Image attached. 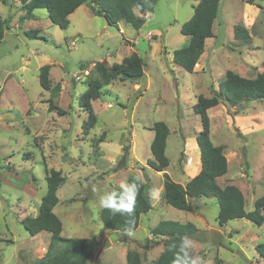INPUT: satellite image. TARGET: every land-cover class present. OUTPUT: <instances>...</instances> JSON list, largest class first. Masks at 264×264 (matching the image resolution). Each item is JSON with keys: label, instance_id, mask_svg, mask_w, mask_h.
<instances>
[{"label": "rangeland", "instance_id": "374dc122", "mask_svg": "<svg viewBox=\"0 0 264 264\" xmlns=\"http://www.w3.org/2000/svg\"><path fill=\"white\" fill-rule=\"evenodd\" d=\"M199 1L158 0L139 30L126 22L110 27L87 4L63 30L51 22L46 9L29 18L18 0L0 2V20L7 26L0 44V264H35L46 255L51 235L31 236L21 221L38 215L51 169L66 178L54 209L64 225L62 237L93 239L97 250L92 264L126 263L128 250L138 251L143 264H153L164 246L152 228L171 220L196 225L200 234L192 239L190 254L205 264H216V259L220 264H264L256 250L264 241V225L244 218L220 226L216 198L194 199L195 212L168 205L163 174L148 164L153 159L152 127L164 122L170 129L167 172L186 185L201 165V160L198 164L187 155L189 141H197L202 129L201 117L193 109L198 97L221 94L228 71L245 78L264 73V0H256V5L221 0L214 37L206 41L194 72L173 61L174 52L189 44L181 28ZM241 25L250 41L236 39L235 29ZM28 31H38V36L29 37ZM134 52L146 63L145 76L106 86L93 102L96 123L86 131L89 116L79 99L88 76L98 77L95 63L110 69ZM45 65L51 66V88L61 86L57 97L40 85ZM51 102L67 114L50 111ZM208 115L211 139L224 146L230 159L227 174L217 182L238 187L251 212L264 196L263 103L233 107L224 102ZM137 176L147 184L154 210L135 232L105 229L100 196ZM152 189L159 191L155 199L149 196Z\"/></svg>", "mask_w": 264, "mask_h": 264}, {"label": "trees", "instance_id": "16d2710c", "mask_svg": "<svg viewBox=\"0 0 264 264\" xmlns=\"http://www.w3.org/2000/svg\"><path fill=\"white\" fill-rule=\"evenodd\" d=\"M21 8L29 18L36 10L46 9L51 22L63 30L70 26V15L82 5H89L93 14L104 18L108 26L117 28L121 22L130 24L134 29H141L145 24V16L150 12L158 0H18ZM5 3V0H0ZM256 5V0L247 1ZM221 0H200L192 18L183 24L182 35L190 38L189 44L173 54V61L187 72L193 73L200 58L205 53L206 41L214 37V23L219 15ZM259 8L263 9L262 6ZM6 22L0 20V44L5 39ZM236 39H251L244 26H237ZM29 37H37L38 31L26 32ZM146 63L136 52L125 58L121 63L107 69L102 62L95 63L97 76H88L87 89L79 99L80 107L88 114L89 122L86 131L96 123L93 102L100 99L102 90L116 80L136 81L145 76ZM51 66L45 65L40 69V85L46 91H51L53 97L61 92V86L51 88ZM261 101L264 107V73L255 78H245L233 71H228L221 83V94L216 93L211 98L203 95L198 97L193 109L200 115L202 129L198 133L197 142L201 150V171L186 185L172 179L167 169L170 160L166 155L167 141L170 129L164 122H156L152 131L154 138L151 143L153 159L149 166L164 176V201L181 211L195 212L197 207L194 199L216 198L219 203L217 222L220 226L228 224L234 219H248L258 226L264 225V196L257 199L255 208L246 211V200L243 192L234 185L221 187L217 180L228 172V161L224 146H216L211 139V125L208 111L220 104L228 103L236 107L243 102ZM50 111H56L64 116L67 111L51 102ZM48 190L44 195L37 216L24 218L21 223L31 236L42 232L51 235V241L46 255L38 259L35 264H92L96 254V244L93 239H77L62 237L63 224L54 213L59 203L58 190L65 183L66 178L60 171L47 170ZM130 177L128 183L133 182ZM148 197V186L142 182L136 199V206L132 217L127 214L113 213L102 208L101 221L107 230L132 232L140 226L142 215L152 210ZM156 237L163 238L164 251L153 264H173L175 253L178 251L180 237L188 236L195 239L199 229L195 224L163 221L152 230ZM0 241H2L0 237ZM257 253L264 258V241L256 246ZM126 264H143L142 255L136 250H128ZM220 264V259H216Z\"/></svg>", "mask_w": 264, "mask_h": 264}, {"label": "clouds", "instance_id": "9594fccd", "mask_svg": "<svg viewBox=\"0 0 264 264\" xmlns=\"http://www.w3.org/2000/svg\"><path fill=\"white\" fill-rule=\"evenodd\" d=\"M141 186L142 178L137 176L133 182L121 184L119 190L113 189L103 193L100 196V205L113 213L127 214L128 217H132ZM149 196L155 199L159 196V191L152 189ZM193 247L194 241L190 237L186 235L180 237L179 248L175 253L173 264H205L203 258H197L190 254Z\"/></svg>", "mask_w": 264, "mask_h": 264}, {"label": "crops", "instance_id": "0c3cea01", "mask_svg": "<svg viewBox=\"0 0 264 264\" xmlns=\"http://www.w3.org/2000/svg\"><path fill=\"white\" fill-rule=\"evenodd\" d=\"M83 6H86V4L85 5H82L75 13H73L72 15H70V17H69V19H70V25H71V22H72V18L73 17H75V15L78 13V11H80L81 9H82V7ZM93 13V12H92ZM203 56V55H202ZM197 67V66H196ZM252 130H254L253 128H252ZM192 141H193V139L192 140H190L189 141V146L190 145H192V147H191V149L189 148L188 149V151H187V155H188V157H194L195 158V160H197L198 161V164L200 163V156H201V150H200V148L198 147V145H197V141H196V139H194V142L192 143ZM225 153H226V157H227V161H228V164H230V159H229V156H228V154H227V151H226V149H225ZM233 154L234 155H237V153H236V151H233ZM200 171H201V165L199 164L198 165V169H197V173L194 175V177L195 176H197L199 173H200ZM163 174V173H162ZM194 177H192V178H194ZM163 179H164V176H163ZM218 179H220V178H218ZM175 181V180H174ZM218 181V180H217ZM176 182H178V183H180V184H182V181H176ZM184 185V184H183ZM117 188H119V185H118V187ZM162 189L164 190V181H163V185H162ZM153 206V205H152ZM57 207V206H56ZM55 207V208H56ZM154 208H155V206H153L152 207V210L151 211H153L154 210ZM151 211L149 212V213H147V214H145V215H149L150 213H151ZM39 214V213H38ZM145 215H142V218H141V222H140V226L138 227V229L141 227V223H142V219H143V217L145 216ZM171 221H173V220H171ZM161 222H163V221H161ZM160 222V223H161ZM179 223H181V222H179ZM189 223V222H188ZM183 224H185V223H183ZM102 225H103V223H102ZM104 227V226H103ZM157 227V226H156ZM105 228V227H104ZM155 227H153L152 228V230L154 229ZM106 229V228H105ZM137 229V230H138ZM137 230H135V231H137ZM63 231H64V225H63ZM63 231H62V233H63ZM107 231V230H106ZM134 231V232H135ZM163 239V238H162ZM50 241H51V237H50ZM126 241L128 242V243H132L133 242V239H131V238H127L126 239ZM49 244H50V242H49ZM127 252V251H126ZM43 256V255H42ZM121 264H126L125 262H122Z\"/></svg>", "mask_w": 264, "mask_h": 264}, {"label": "built area", "instance_id": "2783aa9c", "mask_svg": "<svg viewBox=\"0 0 264 264\" xmlns=\"http://www.w3.org/2000/svg\"><path fill=\"white\" fill-rule=\"evenodd\" d=\"M75 44V43H74Z\"/></svg>", "mask_w": 264, "mask_h": 264}]
</instances>
